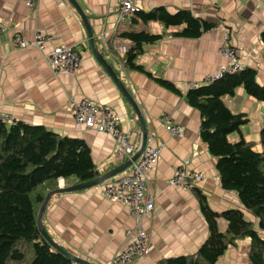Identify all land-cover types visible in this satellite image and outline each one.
<instances>
[{
	"label": "crops",
	"instance_id": "obj_1",
	"mask_svg": "<svg viewBox=\"0 0 264 264\" xmlns=\"http://www.w3.org/2000/svg\"><path fill=\"white\" fill-rule=\"evenodd\" d=\"M76 2L88 19L91 38L68 0H36L35 11L24 0H0V24L4 27L0 32V116L41 124L62 136L83 139L99 176L122 164L124 161L112 158L115 146L112 137L76 124L68 107L70 97L78 100L81 96L108 104L121 118L122 129L130 133L131 142L140 145L138 119L96 59L90 45L92 39L96 51L136 99L151 144L160 148L159 161L146 173L154 209L141 221L149 235V255L134 259L131 264H156L164 258L192 254L204 241L207 226L193 193L167 185L176 166L184 162L188 168L203 172L205 178L196 187L206 195L213 210L241 209L235 193L217 184L216 158L199 137L200 114L181 95L160 86L144 72L123 67L120 54L111 45L115 57L105 51L98 34L111 36L115 22L111 0ZM137 6L142 11L157 6L170 12L187 9L194 16L217 24L198 38L175 36L176 27L165 28L159 22L131 21L120 25L118 32L147 30L162 35L161 39L145 44L138 59L151 76L171 82L184 95L191 88L189 83L201 85L204 76L229 63L218 52L222 37L228 32V43L235 48L240 64L255 68L258 83L264 85V43L260 39L264 0H137ZM36 30L51 34L54 44L74 46L80 52V66L75 74H53L35 47L14 46L15 36L30 42ZM49 50L50 45H46L45 51ZM223 103L233 113L247 115L248 123L241 127V135L245 141L254 143L255 150H260L264 103L248 96L241 87L233 96L223 97ZM164 114L182 127L181 137L167 132ZM230 139L236 141L239 135H230ZM41 222L58 246L92 264H108L125 242V229L136 224L128 208L104 197L99 185L52 195ZM219 226L224 227L222 220ZM248 243V238L238 240L217 264H237L234 255L238 261L241 253L236 247L240 244L246 247Z\"/></svg>",
	"mask_w": 264,
	"mask_h": 264
},
{
	"label": "trees",
	"instance_id": "obj_2",
	"mask_svg": "<svg viewBox=\"0 0 264 264\" xmlns=\"http://www.w3.org/2000/svg\"><path fill=\"white\" fill-rule=\"evenodd\" d=\"M131 21L176 27L173 35L184 38H198L217 25L194 16L190 10L170 12L164 6L148 11L139 9ZM116 35L129 42L127 51L119 55L123 67L144 72L198 110L199 137L216 158L217 184L235 193L241 204V209L215 211L206 195L192 187L190 191L206 223L207 235L194 253L164 258L156 264H217L227 249L244 238L249 239L244 264H264V126L259 131L261 149L255 150L254 143L241 135V127L248 123L247 115L233 113L223 103V97L233 96L238 87L264 103V85L257 81V70L244 66L191 87L183 95L171 82L151 76L138 63L143 46L161 39V34L127 30ZM260 39L264 43V25ZM233 134L239 135V139L231 140ZM98 176L83 139L62 136L41 124L0 116V264H72L67 255L43 238L36 218L49 192ZM250 216L256 224L248 219ZM219 220L224 222L223 228Z\"/></svg>",
	"mask_w": 264,
	"mask_h": 264
},
{
	"label": "built area",
	"instance_id": "obj_3",
	"mask_svg": "<svg viewBox=\"0 0 264 264\" xmlns=\"http://www.w3.org/2000/svg\"><path fill=\"white\" fill-rule=\"evenodd\" d=\"M111 1L115 15L111 36L107 38L102 32L98 35L105 51L115 57L110 45L116 54H124L129 48V42L116 35L119 26L129 22L140 8L137 6V0ZM24 3L30 10L35 11L36 0H24ZM3 30L4 27L0 24V32ZM53 41L54 37L51 34L41 30L34 32L30 42L21 36H15L12 39L16 47L28 45L35 47L42 54L53 74H75L80 66V52L74 46L54 44ZM46 45H50L49 51H45ZM218 52L227 58L229 63L220 67L215 73L204 76L203 83H208L224 74L239 71L245 66L240 64L235 48L228 43V32L224 33ZM189 86L196 87L198 83L191 82ZM68 107L76 124L112 137L115 142L113 160H128L138 149V146L131 142L130 133L122 129L121 118L108 104L81 96L78 100L70 97ZM162 118L169 134L179 137L183 135L182 127L173 123L167 114H164ZM151 143V137L147 135L137 159L126 169L99 184L101 194L110 201L125 205L129 215L136 222L133 227L125 229V242L108 264H131L134 259L149 255V235L141 225L143 217L154 209L153 198L148 193L149 181L146 173L157 164L160 157V148ZM204 178L203 172L190 169L186 163L182 162L174 168L171 178L167 180V185L190 191ZM215 179L218 180V177L216 176Z\"/></svg>",
	"mask_w": 264,
	"mask_h": 264
},
{
	"label": "water",
	"instance_id": "obj_4",
	"mask_svg": "<svg viewBox=\"0 0 264 264\" xmlns=\"http://www.w3.org/2000/svg\"><path fill=\"white\" fill-rule=\"evenodd\" d=\"M68 2L75 8L76 12L78 13L79 17L81 18L85 29L87 31V34L89 36V38L92 37L91 34V28L88 22V19L85 15V13L83 12V10L81 9V7L79 6V4L76 2V0H68ZM90 45L92 48V51L96 57V59L98 60V62L101 64V66L105 69V71L108 73V75L112 78L113 82L115 83L116 87L118 88V90L120 91L121 95L124 97V99L128 102V104L131 106L133 112L135 113L138 122L140 124V128H141V142L140 145L138 146V149L136 150V152L130 157V159L125 160L122 164H120L119 166L105 172L104 174H102L101 176H98L90 181L87 182H83V183H79V184H75L69 187H65V188H59L56 190H53L51 192H49L41 206L36 218V223L39 229V232L41 233V235L43 236V238L50 244V246L58 251H61L62 253H64L65 255H67L72 262L78 263V264H92L82 258H79L77 256L72 255L71 253H69L68 251H66L64 248L58 246L53 240L52 238L49 236V234L47 233V231L45 230V228L42 225L41 222V217L43 215L44 209L49 201V198L52 195L55 194H62L65 192H73V191H78L81 189H85V188H89L92 186H96L101 184L102 182H104L105 180L113 177L114 175L118 174L119 172H121L122 170L126 169L129 165H131V163L133 161H135L137 159V157L140 154V151L142 150L145 141H146V137H147V125L145 122V118L142 114V111L136 101V99L134 98V96L130 93L129 90H127V88L125 87V85L122 83V81L120 80V77L116 74V72L113 70V67L105 60V58L96 51V49L93 46V42L92 39H90Z\"/></svg>",
	"mask_w": 264,
	"mask_h": 264
},
{
	"label": "rangeland",
	"instance_id": "obj_5",
	"mask_svg": "<svg viewBox=\"0 0 264 264\" xmlns=\"http://www.w3.org/2000/svg\"><path fill=\"white\" fill-rule=\"evenodd\" d=\"M245 218H247V217L245 216ZM248 219H249L250 221H254V224H256L255 219L252 218L251 216L248 217ZM232 248H233V247H230V249H232ZM236 248L239 249L238 254L241 253V255H239L238 261H237V259H236V256L234 255V260H235L236 262H238L237 264H241L242 262L245 263V261H246V251H247V246L245 247V246H242V244H240L239 247L237 246ZM230 249H229V250H230Z\"/></svg>",
	"mask_w": 264,
	"mask_h": 264
}]
</instances>
